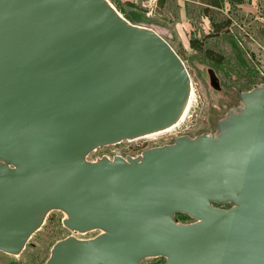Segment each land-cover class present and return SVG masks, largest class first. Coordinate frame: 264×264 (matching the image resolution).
<instances>
[{
	"label": "water",
	"instance_id": "95a60500",
	"mask_svg": "<svg viewBox=\"0 0 264 264\" xmlns=\"http://www.w3.org/2000/svg\"><path fill=\"white\" fill-rule=\"evenodd\" d=\"M190 84L171 45L108 0H0V251L60 209L100 233L58 240L44 264H264V83L214 135L87 159L174 124Z\"/></svg>",
	"mask_w": 264,
	"mask_h": 264
},
{
	"label": "rangeland",
	"instance_id": "374dc122",
	"mask_svg": "<svg viewBox=\"0 0 264 264\" xmlns=\"http://www.w3.org/2000/svg\"><path fill=\"white\" fill-rule=\"evenodd\" d=\"M108 1L126 19L152 28L173 47L189 73L192 94L184 119L176 127L150 137L123 139L96 147L88 153V160L95 161L103 156H137L148 148L171 144L180 136L214 135L218 122L241 107L240 92L264 83V37L261 35L264 0H227V4L212 0V6H216L210 9L212 20L208 16L209 20L204 21L201 15L190 13L180 30L171 13L184 2L191 4L192 0ZM225 10L230 12V17H226ZM240 25L245 27L244 31ZM236 28L242 34L239 36L242 44L233 37ZM64 217L62 210H50L20 253L0 251V264H44L58 240L69 235L87 239L100 233L98 229L72 231L62 223ZM175 219L179 223L194 220L184 213H177ZM164 260L162 256L146 257L142 264H162Z\"/></svg>",
	"mask_w": 264,
	"mask_h": 264
},
{
	"label": "crops",
	"instance_id": "0c3cea01",
	"mask_svg": "<svg viewBox=\"0 0 264 264\" xmlns=\"http://www.w3.org/2000/svg\"><path fill=\"white\" fill-rule=\"evenodd\" d=\"M216 1L219 2V4H222L223 2H225V3L227 2V0H225V1L224 0L223 1L216 0ZM212 4H213L212 0H192L191 4L189 3V5H188V3L184 2L183 6H178L177 11L175 13H171V15L173 16L172 18L174 19L175 23L177 24L178 29L180 30L181 24L190 18V15H191L190 13L201 15L200 19L204 18V21L208 18V16L211 17L212 12L210 9H212L213 7H216V6H212ZM208 20H209V18H208ZM262 27L264 28V25H262ZM261 35L264 37V31L261 32Z\"/></svg>",
	"mask_w": 264,
	"mask_h": 264
},
{
	"label": "bare ground",
	"instance_id": "6f19581e",
	"mask_svg": "<svg viewBox=\"0 0 264 264\" xmlns=\"http://www.w3.org/2000/svg\"><path fill=\"white\" fill-rule=\"evenodd\" d=\"M110 3V2H109ZM111 4V3H110ZM112 5V4H111ZM113 6V5H112ZM172 47V46H171ZM173 48V47H172ZM189 74V73H188ZM190 77V76H189ZM190 82H191V80H190ZM190 86H191V89H190V97H189V100H190V98H191V94H192V85L190 84ZM190 103V102H189ZM185 109H187V107L185 106V108L183 109V111L181 112V114H180V116H179V118H178V120L174 123V124H172L171 126H169V127H167V128H165L164 130H162V131H159V132H156V133H152V134H147V135H145V136H141V137H146V136H149V135H154V134H158V133H161V132H164V131H169V130H171L172 128H174V127H176L179 123H181V121L184 119L183 117H184V114L186 113V110ZM188 110V109H187ZM150 137V136H149ZM100 232V231H99Z\"/></svg>",
	"mask_w": 264,
	"mask_h": 264
},
{
	"label": "flooded vegetation",
	"instance_id": "af4514ba",
	"mask_svg": "<svg viewBox=\"0 0 264 264\" xmlns=\"http://www.w3.org/2000/svg\"><path fill=\"white\" fill-rule=\"evenodd\" d=\"M220 9H221V8H220ZM263 9H264V6H263ZM226 10H227V8H226ZM226 10L224 11V14H226V17H230V14H229L230 12H228V11H226ZM263 13H264V12H263ZM228 14H229V15H228ZM261 14H262V13H261ZM263 15H264V14H263ZM210 19L212 20L211 17H210ZM255 19H256V18H255ZM252 20H254V19H252ZM231 25L233 26L234 24L231 23ZM240 26H241V25H240ZM244 28H245L244 26H241V27H240V29H241L242 31H244ZM230 31L232 32V29H231ZM236 31H237L236 33H233V37L237 40V42H238L239 44H242V43H241L242 41L239 40V36H241L242 34H241L240 32H238L239 30H237V28H236ZM238 33H239L240 35H239Z\"/></svg>",
	"mask_w": 264,
	"mask_h": 264
},
{
	"label": "trees",
	"instance_id": "16d2710c",
	"mask_svg": "<svg viewBox=\"0 0 264 264\" xmlns=\"http://www.w3.org/2000/svg\"><path fill=\"white\" fill-rule=\"evenodd\" d=\"M130 21V20H129Z\"/></svg>",
	"mask_w": 264,
	"mask_h": 264
}]
</instances>
